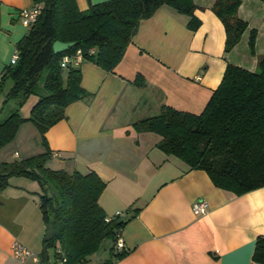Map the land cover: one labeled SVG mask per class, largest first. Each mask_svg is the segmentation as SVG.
I'll return each mask as SVG.
<instances>
[{"label": "crops", "instance_id": "1", "mask_svg": "<svg viewBox=\"0 0 264 264\" xmlns=\"http://www.w3.org/2000/svg\"><path fill=\"white\" fill-rule=\"evenodd\" d=\"M106 1L77 4L87 11L90 4ZM215 1L194 0L201 21L195 32L188 29L190 17L169 7L158 9L140 23L114 72L87 61L74 65L89 97L69 105L66 118L47 130L51 157L46 167L69 174L95 172L107 184L101 208L108 218L127 220L121 232L125 249L115 251L127 255L114 260L95 254L90 264H254L256 241L264 237V188L239 197L219 189L206 172L165 155L157 147L160 136L133 129L134 123L158 115L162 106L201 114L228 65L257 71L259 57H264V4L242 0L238 17L248 29L226 53L224 26L211 11ZM35 7L34 0H0V76L30 29L20 12ZM253 30L255 54L249 48ZM138 75L145 80L142 88L134 85ZM35 103L32 97L25 104L23 118ZM44 153L36 126L25 122L0 150V164ZM40 191L37 182L14 177L0 192V264H39L16 260L11 248L20 242L40 255L45 235ZM200 200L208 209L199 216L193 206Z\"/></svg>", "mask_w": 264, "mask_h": 264}, {"label": "trees", "instance_id": "2", "mask_svg": "<svg viewBox=\"0 0 264 264\" xmlns=\"http://www.w3.org/2000/svg\"><path fill=\"white\" fill-rule=\"evenodd\" d=\"M264 4V0H258ZM40 14L17 45L18 64L9 66L1 76L0 89L7 81L12 88L4 106L13 103L11 115L0 121V150L15 139L25 122L39 131L46 153L12 163L0 164V192L9 180L23 177L40 186L39 208L45 225L39 264H51L54 250L57 264L62 256L66 264H83L97 254L102 244L112 242L111 259L121 260L126 251L115 254L116 243L127 220L108 218L99 200L107 184L98 174H69L46 167L51 157L47 130L63 121L65 109L89 94L81 87L82 74L69 64L61 68L65 56L81 51L83 61L114 72L142 21L158 9L169 7L190 17L188 29L197 31L201 21L195 16L194 0H110L90 4L81 11L77 0H34ZM242 0H216L211 11L225 29V52L230 53L241 41L248 24L238 17ZM257 31L250 34L249 48L255 54ZM56 41L75 43L63 53H55ZM134 85L142 88L145 80L138 75ZM36 97L28 118L21 110ZM2 111H0L1 113ZM137 133L161 137L157 147L189 167L208 174L215 187L235 196L264 188V57L258 69L250 72L228 65L221 84L205 110L194 115L162 106L158 115L133 124ZM254 264H264V237L256 241ZM109 260L105 264H112Z\"/></svg>", "mask_w": 264, "mask_h": 264}, {"label": "built area", "instance_id": "3", "mask_svg": "<svg viewBox=\"0 0 264 264\" xmlns=\"http://www.w3.org/2000/svg\"><path fill=\"white\" fill-rule=\"evenodd\" d=\"M21 13V17L23 21L26 23V26L29 28L36 22L39 14H40V7H35L33 10H24ZM19 61V54L16 53L11 60V65L10 66H15L18 64ZM83 61V57L81 54V51H78L75 56H65L62 61H61V68L66 69L69 64L73 65H79ZM1 76H0V84H1ZM208 209V204L207 202L200 200L196 202L193 206V212L195 215H203L207 212ZM119 216V215H117ZM116 251H122L125 249L124 247V242L121 238V236L118 238V241L116 243ZM12 253L16 260H19L22 263L27 262L28 260L32 259L35 262L39 263V256L35 255L31 250L26 248L23 244L20 242H14L12 244ZM57 264H66V258L62 256ZM83 264H90L89 262L83 263Z\"/></svg>", "mask_w": 264, "mask_h": 264}, {"label": "rangeland", "instance_id": "4", "mask_svg": "<svg viewBox=\"0 0 264 264\" xmlns=\"http://www.w3.org/2000/svg\"><path fill=\"white\" fill-rule=\"evenodd\" d=\"M12 82L9 80L5 83V85L3 86L2 89H0V111H2L0 113V121L4 120L5 118H7L9 115H11L12 110H13V103H11V105L9 106H4V102L6 99V95L9 93L10 88H11ZM22 112V111H21ZM20 112V113H21ZM48 164L50 165V163L48 162ZM112 242L109 240H106L103 244L102 247L100 249V251L97 253L98 257L103 256L106 257L108 259H111V255H110V251H111V246H112ZM49 255H50V263L53 264L55 261V257H54V250L51 249L49 250ZM96 256V255H95Z\"/></svg>", "mask_w": 264, "mask_h": 264}, {"label": "water", "instance_id": "5", "mask_svg": "<svg viewBox=\"0 0 264 264\" xmlns=\"http://www.w3.org/2000/svg\"><path fill=\"white\" fill-rule=\"evenodd\" d=\"M75 45V43H64L56 41L53 45V50L55 53H63L66 52V50L73 48Z\"/></svg>", "mask_w": 264, "mask_h": 264}]
</instances>
